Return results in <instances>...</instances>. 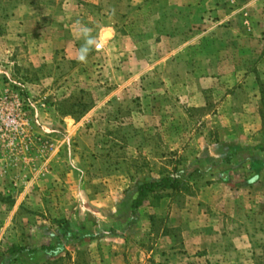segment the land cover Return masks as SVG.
I'll list each match as a JSON object with an SVG mask.
<instances>
[{"label": "rangeland", "instance_id": "1", "mask_svg": "<svg viewBox=\"0 0 264 264\" xmlns=\"http://www.w3.org/2000/svg\"><path fill=\"white\" fill-rule=\"evenodd\" d=\"M202 12L182 32L129 0H0V264H264V168L246 185L264 161V0ZM166 176L185 191L133 212L136 185ZM63 221L101 235L4 262Z\"/></svg>", "mask_w": 264, "mask_h": 264}, {"label": "trees", "instance_id": "2", "mask_svg": "<svg viewBox=\"0 0 264 264\" xmlns=\"http://www.w3.org/2000/svg\"><path fill=\"white\" fill-rule=\"evenodd\" d=\"M85 107V106H84ZM86 108V107H85ZM71 115H74V112H71ZM231 151L228 153V156L225 160L226 164H231L232 156L235 152H239L242 150L240 146H231L229 148ZM258 150L263 153L264 147H258ZM264 168V161H261L258 166H255L254 172L256 174L252 175L250 179L247 180L246 185H253L258 181V173ZM229 172H225L224 174L227 175ZM186 187V180L181 177H172L166 176L161 177L159 179H149L143 182H140L136 185L135 190V198L132 201V210L136 212L143 204L149 200L150 198H157L162 193H170L173 197L178 193L185 191ZM53 235V234H52ZM100 232L96 231L93 232L92 228H81L77 230H73L70 222L63 221L59 222V228L57 233L53 235L55 242L52 245H45L40 248L30 249L27 247L21 246H13L9 250L10 257L5 258L4 255L3 260L14 262L17 260L18 256L22 254H29V255H36L39 253H44L45 255L49 256V258H53L59 256L65 248V245L72 243V242H80L84 240L94 241L100 236ZM113 235V233H112ZM5 264V263H4Z\"/></svg>", "mask_w": 264, "mask_h": 264}, {"label": "crops", "instance_id": "3", "mask_svg": "<svg viewBox=\"0 0 264 264\" xmlns=\"http://www.w3.org/2000/svg\"><path fill=\"white\" fill-rule=\"evenodd\" d=\"M129 1H130V5H132L133 7H138V8H145V7L162 8L163 7L165 8V11H171L174 14L178 13V16L181 18L180 22L182 26H177L175 28L180 29L179 31H182V32L186 31L187 29L189 30L191 26L192 27L196 26L192 29L195 30L197 28L198 30V27L202 26V24L205 21L203 20L204 12H202V8L206 5L217 7L218 3L220 2V0H129ZM175 21L178 23L179 20L176 19ZM171 22H174V21H171ZM175 28L174 30L172 28V34L166 35V38H172V40L175 38L174 37L175 36L174 32L176 30ZM201 36L202 35L199 36V33H196L197 38H200ZM191 42L182 46L181 50L185 51L189 45H192ZM193 44L195 43L193 42ZM193 49L197 50V48H193ZM196 50H193V51H196ZM196 54H199V53H197L196 51ZM193 69L194 70L196 69L195 74L193 73L194 79L193 77L191 78L192 80H194V83L193 82L191 83L193 88L187 89V92H188L187 98H188V103L190 106H194L197 102L201 100L200 99L201 94H199V90L197 89V86L202 85L204 83L202 81L203 79L201 78V75H199L198 73L199 72L198 68H193ZM191 91H193L194 93L193 95L191 94ZM195 107H199V106L197 105ZM185 243H188V240H186ZM182 258L180 260H182ZM110 259H111L110 260L111 264H122L125 260V257L124 256H113V258H110Z\"/></svg>", "mask_w": 264, "mask_h": 264}, {"label": "clouds", "instance_id": "4", "mask_svg": "<svg viewBox=\"0 0 264 264\" xmlns=\"http://www.w3.org/2000/svg\"><path fill=\"white\" fill-rule=\"evenodd\" d=\"M79 58H80V60H82V61L85 59V57H84L83 54H81Z\"/></svg>", "mask_w": 264, "mask_h": 264}]
</instances>
